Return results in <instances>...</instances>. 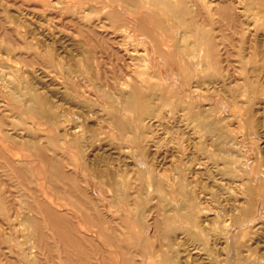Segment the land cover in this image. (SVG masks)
I'll list each match as a JSON object with an SVG mask.
<instances>
[{
    "label": "bare ground",
    "instance_id": "obj_1",
    "mask_svg": "<svg viewBox=\"0 0 264 264\" xmlns=\"http://www.w3.org/2000/svg\"><path fill=\"white\" fill-rule=\"evenodd\" d=\"M54 2V8H62L60 1ZM102 2L106 6L95 10L99 12L103 9L108 12L106 18L110 21L109 27L112 29L108 37L115 44L114 50L121 54L124 60L129 59V62L124 63L127 68L124 77H119L117 86L113 87H108L107 83L103 84L95 77L89 76L86 71L82 74L87 82L82 93L88 96L91 90H94L95 94L100 93L104 99L113 103L108 113L110 123L117 130L112 135L108 134L109 137L103 136L104 132L98 133L94 130L95 126L93 127L91 121L97 113H86L84 119L78 116L76 118L79 120H76L69 113L70 109H61L60 100L54 98L53 93L46 92L43 85H40L41 82H38L39 79L28 81L22 78L24 67L11 64V61H15L10 54L13 51L9 53L12 57L2 55L3 48L0 46V81L6 89L5 93L22 115L28 114L33 118L30 126L19 131L15 125L26 121L18 115H11L13 124H9L5 130L2 129L5 139L25 144L28 150L45 162L47 169L52 173L49 181L55 189L51 190L52 195L62 192L68 195H64L67 198L71 196L75 198L81 211L89 212V215L77 214L85 229L81 228L82 230L76 232V229L73 231L71 228L68 220L70 217L67 218L66 213L58 212L51 204L44 207L45 214L40 213L45 217V224L30 212L18 210L19 227L16 226L15 240L28 264H33L32 261L39 251L33 240H43L40 245H44L50 228L54 231L53 234L62 240L60 242L70 246L77 245L81 249L85 244L91 243L98 251L101 248L97 246L96 239L100 231L105 243L116 245L121 255H125L122 257V264H264V81L260 79L262 66L259 67L255 63L264 62V0H113L112 5L109 0ZM107 6L112 9H106ZM76 9L80 14H84L82 23L78 25L91 29L93 21L88 15L93 9L80 5ZM173 19H177V23H173ZM205 22L211 27L207 28ZM4 23L7 22L0 23L1 30L7 26L3 27ZM106 24L103 19L98 18L94 22V26H100L107 31ZM216 24H219L220 29ZM20 26H16L17 30H20ZM217 27L222 30L224 45L227 38L225 31L230 29L241 32V36L243 32L250 39L248 43L251 45L246 47V39L238 38L241 67L238 70L240 78L232 81L235 85L228 86L224 83L226 78L220 79L223 70L220 67L219 55L222 57V53L217 51L218 45L216 48L215 43L219 35L213 33ZM6 28L8 27L4 28L5 33H11L12 36V31L9 33L10 29ZM40 28L44 29V26L32 27L31 38L37 39V35L42 33ZM164 32L168 33L167 37ZM24 38L19 39L27 49L31 45H38L34 41H28L29 37ZM7 46L9 47L5 43L3 47L7 49ZM136 46H146L140 55L141 58L139 57L140 62H135L138 59L134 56ZM227 51L226 53L229 52ZM169 64L175 69L172 75L177 78L171 82V79L166 80L156 74L160 68L170 67ZM160 73L162 74V71ZM43 77L44 75L41 76ZM204 84H212L213 87L205 89ZM221 85L225 86L224 89ZM211 89L223 90L227 94V98L223 100L224 104H227L221 107L222 110H218L216 105L208 104L205 92ZM67 93L72 96L68 89ZM76 95L75 97H78ZM5 99L7 98L3 100ZM165 105L169 109L162 111ZM117 110L123 111L121 115ZM4 115L1 116L4 118ZM239 117L245 122L249 121L254 128L252 134L255 144L246 153L242 152V145L236 139V134L233 133L235 130L232 128L233 118ZM39 122L56 130L58 138L53 134L44 135L42 132L34 134ZM171 122L177 123L178 129L183 132L171 140V153L169 150H164L163 153V137L158 135L155 127L170 125ZM27 128L33 133H25ZM56 144H66L68 148L77 150L82 164L91 169L89 179L84 177L83 180V176L73 169L72 163L65 158L61 159L63 155L55 150ZM62 148L65 149L63 146ZM2 157L5 158L6 165L11 167V171L20 175L15 177H23L25 181L24 168L17 167L6 154ZM21 162L25 164L27 160ZM121 163L124 165L120 166ZM202 180L210 184L211 192L201 190ZM29 185L27 190L24 187L25 191H28ZM1 186H4L3 182ZM6 193H0V210L3 212L6 211ZM95 194L99 195V199H95ZM65 197L64 201L67 199ZM28 198H31V195ZM121 200L125 205H121ZM35 201L37 203V199ZM70 201L68 200L69 204ZM54 202L55 200H51V203ZM99 202L103 204V208ZM213 202L218 206L213 205ZM36 203L35 205L38 204ZM60 206L64 205L60 203ZM116 210L122 213L121 217L117 215ZM103 224H109V229L96 230V227L99 229ZM44 225L47 226V231L43 229ZM54 239L53 243L59 242V239L57 242ZM48 243L51 241L46 244ZM62 245L61 243L60 246ZM51 246L52 244H48L45 247L53 249ZM195 249L206 250L208 261L199 263V258L193 257ZM77 255L79 257V254ZM112 255L110 257L103 254L100 256L101 262L110 264L109 259L114 260ZM97 256L96 252L95 257ZM150 258L151 261L148 262L147 259ZM193 259H196V262H193ZM114 262L112 263L115 264Z\"/></svg>",
    "mask_w": 264,
    "mask_h": 264
},
{
    "label": "rangeland",
    "instance_id": "obj_2",
    "mask_svg": "<svg viewBox=\"0 0 264 264\" xmlns=\"http://www.w3.org/2000/svg\"><path fill=\"white\" fill-rule=\"evenodd\" d=\"M52 1H53V3H52ZM54 1H60L61 3L59 5L62 8H54L52 6L53 4H55ZM68 1H70V2H68ZM75 1H78L79 3L75 2ZM75 1L74 0H48V1L47 0H31V1L30 0H5V1L0 0V16H1L0 17V20H1L0 23L1 22L2 23L7 22V23L3 24V27L5 25H7V26H5V27H8L6 29L7 30L10 29L8 32L10 33V31H12V36H11V33L10 34L5 33V31H6L4 29L5 27L2 28V30L0 27V37H1L0 38V46L3 48V51H1L3 53H1V54L2 55L3 54L9 55V56L12 55L13 57L12 56L11 57L15 61H11L10 63L11 64H18L22 68L24 67L23 68L24 74H23L22 78H24L28 81H34V80L38 81V79H39L38 82H41L40 85L42 84L43 87L46 89L45 90L43 88V90H45L48 93H50V92L53 93L55 95L54 98H56L57 100H60V103L62 104L61 109H68V110L70 109L71 111L69 113L71 115H73V117H75L76 120H79V118L84 119V117L86 116L85 115L86 113H93L94 112V115H96V113H97V115L94 116V118H92V121H91V123H93V127L95 126L94 130L98 133L104 132L103 136L104 135L108 136V134L112 135L114 133V131L117 130L114 127V125L110 123V115L108 113L109 108L112 107L113 103L104 99L100 93L95 94L94 90H91V92L88 96L83 94L82 89L87 84V82H85V80L83 79L82 74L86 73V71H88L87 74L89 76L95 77L98 81H100L103 84L107 83L109 85L108 87H113L114 85L117 86V79H119V77L120 78L124 77L126 69H127L124 66V63L129 62V59L124 60L123 57L121 56V54H119L116 50H114V48L116 49L115 44L109 38L111 35L110 33H111L112 29L109 27L110 21L106 18V14L108 12L104 11L103 9L99 12H97L95 10V9L101 8V6H106L105 3L102 2L103 0H75ZM83 1H84V3H83ZM94 1L96 3H94ZM44 2H46L47 4ZM110 3H111V5H112V3L114 4L113 0H109V4ZM75 4H77V6ZM78 4L80 6H86V8H88V9H93L89 13L88 16L90 17V19H92L94 28L92 27L91 29H89V28L83 27L82 25H78V24L82 23L81 22L82 16L84 15V14H80L77 11L76 7H79ZM89 4L91 7L89 6ZM50 7H52V8H50ZM74 7H75V9H74ZM96 7H98V8H96ZM106 9L111 10L112 8L107 6ZM2 16H4V18ZM73 17L76 18V19L74 18V21H73ZM97 18L103 19V21H105L107 23L106 24V25H108L107 31H106V29H103L100 26H94V22L97 21ZM263 20H264V18L262 19V21ZM28 22H30L31 24ZM32 23L34 26H40V25L44 26V29L40 28V30H42L40 32H42L43 34L41 33V34L37 35V39L31 38L33 36V34L30 32L32 31V27H34L32 25ZM173 23H177V19H173ZM205 23H206L207 28L211 27L208 25L207 22H205ZM19 24L21 25L20 30H17V27ZM30 25H32V26H30ZM216 25L219 27V24H216ZM216 25H214V26H216ZM218 27L213 31V33H215L214 35H219V36H217L218 39L216 38L215 43H216V48L218 45L217 51H220V54L222 53L221 55L223 57V59H221L222 57L219 55L220 67L223 70L222 71L223 73L220 74V79L223 80L224 78H226V82H224V83H227L228 86L235 85L234 84L235 82H232V81L234 79L237 80L238 78H240L238 70L241 67V64L239 62L240 57H239V53H238L239 52V44H240L238 38L242 39L241 37H243L244 40L246 39L245 40L246 41V43H245L246 47L251 45V43L250 44L248 43V41L250 39L245 35V33L242 32V36H241V32H236L233 29H230V30L225 31L227 33L226 34L227 38L225 40V45H224V43L222 42V40L224 41L222 30L220 31L219 30L220 27H219V29H218ZM231 30L234 31L233 32L235 34L234 36H233V33ZM104 31H106V33ZM100 33H102L101 34L102 36L100 35ZM228 33L230 35H228ZM167 34L164 32L165 37L168 36ZM18 35H20V36H18ZM23 35H25V36H23ZM7 36H9V37H7ZM13 36H14V39L15 38L18 39V40L15 39V41H17V42L14 41ZM24 37H27V39L29 37L28 41H32V42L34 41L38 45L32 46L30 44L31 46L29 47V49H27V46H22L20 39H19V38H21L23 40ZM97 37H99V38H97ZM5 38H7V39H5ZM95 38H97L98 40ZM230 38H231V40H229ZM102 39H103V41H101ZM9 40H10V42H9ZM227 42H229V43H227ZM5 43H6V45L7 44L9 45V47L7 46V49L5 48L6 46L3 47ZM10 43H12V45ZM14 45H16V47ZM222 45H224L226 47L224 48V46H222ZM84 46H86V47H84ZM112 46H113V49H112ZM219 46H220V48H219ZM136 47H134V48H136V50H134V56L138 59H136L135 62H140V60H139L141 58L140 55L143 54V52L145 50L144 48L146 46H136ZM110 48H111V50H110ZM225 50L226 51L228 50L229 52L227 51L228 53H226ZM11 51H13V52H11ZM138 51L140 52V54ZM225 53H226V55H225ZM60 54H61V56H60ZM114 54H115V56H114ZM30 58H32L33 61ZM116 59H117V61H116ZM33 62L35 63V65ZM36 62H37V64H36ZM165 62H166V60H165ZM223 62H224V64H223ZM142 63H143V61H142ZM255 63L259 67L262 66L261 70H263V72L261 74L260 79L262 78L261 80L264 81V66H263L264 62L259 61L257 63V61H256ZM262 63H263V65H261ZM227 64H228V66H226ZM169 66L170 67L160 68L159 71H156V74L159 77L165 78L166 80L171 79L170 80V82H171L172 79H174L176 76L172 75L175 72V69L173 68V66L171 64H169ZM40 68L44 72H42ZM224 69L227 71L225 72ZM118 70H119V72H118ZM228 70H231V72ZM161 71H162V74L160 73ZM202 74L204 75V72ZM223 74L225 76L227 74V76L224 77ZM230 74H233V75L231 76ZM43 75H44V77L41 78V76H43ZM10 77H13V76H10ZM232 77H233V79H232ZM32 78H35V79H32ZM40 79H41V81H40ZM175 79H177V78H175ZM107 80H108V82H107ZM156 80H155V82H158ZM64 82H66V83H64ZM0 86H1L0 87V94L2 93V95H0V100H1L0 101V118L2 119V120H0V136H2V138L0 137V142H1L0 143L1 144L0 155L5 156V154H6V156H9V158L12 161H14V164L17 167H23L24 168L23 174L25 175L24 176L25 181L23 180L24 179L23 177H22L23 179L21 177L16 178L20 175H17L15 171H11L12 170L11 167L9 165H6L5 158H3V157L1 158V156H0V173H1L0 174V193H2L3 191L7 192L6 193V203H7L6 204V211L3 212L0 210V264H21V263L22 264H28L26 257L23 255V251H21L19 249V247L16 244V240H15L16 239L15 237H17L16 236L17 235V227H19V222H18L19 219H17V216H18L20 210H23L26 213L30 212L33 216L37 217L38 219H40L43 222L44 221L43 218L45 219V217L41 216V214H45L44 207L47 204H51V206L53 205L54 209H57L58 212L66 213L67 218L73 217L71 220H70V218L68 220L70 222L72 230L75 231V229H76V232L80 231L82 229H85L83 221H79L77 214L83 215L84 213H87V211H85V210H84V212L81 211V209L78 208L76 205L75 198H73L71 196H69V198H67L65 196H68V195H66L62 192L55 194V195H52L51 192L55 190L54 186L50 184L51 182H49L52 173L47 169L48 167H47V165H45V162L42 161L41 159H39L38 157H36L32 151L28 150L25 144L17 143L15 141H12L11 139H5L2 129L5 130L9 127V124H13L12 120L10 118L11 115H18L21 118H23L24 121H26L23 124H21V123H17V125L14 124L16 127H18L19 131H21L23 128L30 126V122L33 120V118L31 115H28V114H25V116L22 115L20 113L19 108L18 107L16 108L15 103L13 101H11V98L8 99L9 96L7 95V93H5L6 89H5L4 85L1 83V81H0ZM203 87H205V89H208L209 87L212 88L213 86H212V84L211 85L204 84ZM221 87L223 88L225 86L221 85ZM67 89L70 93H72V96H70L71 94L67 93ZM174 90H176V89H174ZM219 92H221V93H219ZM205 93H206L205 98L208 101V104L216 105L215 107H217L218 110H220V109L222 110L221 107H224L225 104H227V103L224 104V102H223V100H225V98H227L226 97L227 94H225V92L223 90L217 91L216 89H211L209 91L206 90ZM5 94H6V96H4ZM75 95L78 97H75ZM4 98H7V99L3 100ZM64 99H66V100H64ZM69 100H71L72 103ZM263 100L261 99L262 102H263ZM258 101H260V100H258ZM5 102H6V104H5ZM1 104H3V105H1ZM5 106H7V107H5ZM71 106H73V107H71ZM256 106H258V104ZM256 106H254V107L256 108ZM115 107L118 108V106H115ZM106 108H108V109H106ZM91 109H93V110H91ZM163 109H164V111H166L167 109H169V107L167 105H165L162 107V111H163ZM105 111H107V112H105ZM122 112H123L122 110H120V111L117 110V113L120 115ZM126 112L128 113L129 111H126ZM129 113H132V112H129ZM3 114H5L4 118H3V116H1ZM78 116H80V117L76 118ZM232 121L234 123L232 128H234V130H235V131H233V133L236 134V137H237L236 139L242 145V148H241L242 152L246 153L247 151H250L251 147H253V145L255 144V141L253 138L254 134H252L254 132V128H252L253 125L249 121L245 122V120L241 119L240 117L238 119L233 118ZM103 123H105V124H103ZM5 124H6V126H4ZM164 124L166 125V123H164ZM20 125H22V126L19 127ZM170 125H166V126L162 125L159 127L158 126L155 127L158 135L160 134L161 135L160 137L161 138L163 137V139H162L163 146L161 147V150L163 151V153H165L164 150H169L171 153V150L173 149L170 146L171 144H173L172 139L175 136H179L180 132H183V130L178 129L177 123L171 122ZM23 126H25V127H23ZM39 127L37 130L35 129L34 134H36V133L41 134V132H42V134H44V135H48V134L52 135L53 134L54 137H56V139L58 138V133L53 128H51L47 125L43 126V124H41V122H39ZM41 129H43V130H41ZM50 131H52V132H50ZM30 132H29L28 128H27V132L25 131V133H30ZM247 132H248V135H247ZM31 133H33V131ZM5 140H7V141H5ZM15 144H16V146H15ZM61 145L63 147H65V149L62 148ZM61 145L60 144L54 145V147H56L55 150L57 149L56 151L60 155H63L61 157V159L65 158V160L72 163L73 169L76 171V173L78 175H80L81 177L83 176V180L89 179L91 176V169L89 166H84L82 164L81 157L79 156L78 152L76 153L77 150L73 147H72V149H71V147L68 148V146L66 144H61ZM71 152H73V153L71 154ZM170 153H168V155H170ZM50 154H52V152H50ZM38 159H39V161H38ZM74 159L77 162H74L75 161ZM3 160H4V162H3ZM26 160H27V162L25 164L21 162V161H26ZM127 161L130 162L132 160H127ZM74 163H76V164L74 165ZM122 165H124V164L121 163L120 166H122ZM75 166H77V167H75ZM25 168L27 169V171ZM262 169H264V167H262ZM7 170L9 172H7ZM132 175H134V174H132ZM84 177H85V179H84ZM21 180H22V182L24 181L23 182L24 184L22 182H20ZM204 181H205V183H204ZM204 181L203 180L201 181V185H202L201 190H203L206 193L211 192L212 188H211L210 184L207 183L206 180H204ZM2 182L4 183V186H1ZM57 182H59V181H57ZM26 184L27 185L30 184L32 186V187H30V185L28 186V191H25V189L27 188ZM57 184H59V183H57ZM84 184H86V182H84ZM24 185H26V186H24ZM17 186L20 189H16V188H18ZM20 186H22L23 188H21ZM24 187H25V189H24ZM52 187H53V189H50ZM1 188H3V190ZM22 189H24L23 191H25L26 194L22 191ZM101 189L104 191L106 190L105 188H101ZM28 192H30L31 194ZM33 192H35L36 194ZM226 194H225V196L228 195V194L227 195ZM30 195H31V198H28V197H30ZM36 195H38L36 197L38 204L35 201ZM23 196H25V197H23ZM64 197L67 198V199H65V201H64ZM41 198H42V200H41ZM95 199H99L98 194H95ZM51 200H55V202L51 203ZM68 200H71L70 204H69ZM35 203L37 205H35ZM39 203H41V204H39ZM60 203L63 204L64 206H60ZM99 203H100V205H102V208H103V204L101 202H99ZM39 205L41 206V208ZM121 205H125V202L123 200H121ZM213 205L218 206V204L216 202H213ZM37 207H39V208L37 209ZM33 211H34V213H33ZM39 211H41V212H39ZM116 212H117V215L119 217L122 216L121 215L122 213L120 211L116 210ZM87 214L89 215V212ZM87 214H85V215H87ZM75 215H76V217H75ZM73 223H75V225H77L78 227L75 226ZM108 226H109V224H103V227L99 226L98 227L99 229H97V227H96V230L99 231L100 228H102L101 230H108L109 229ZM46 227L44 225L43 229L45 230ZM77 228H78V230H77ZM50 229L49 230L47 229L48 230V232H47L48 238H47V241H45V244L47 242L51 241V243H48V244H49V246L52 244L51 247H53V249H50V247H45L46 245L48 246V244H46V245L44 244L41 246L40 244H43V240H40V239L33 240V242L34 241L36 242L35 244L37 245V250H39L38 251L39 256L37 255V257L32 261L33 264H86V263L87 264H93V263L95 264V261L97 262L96 264H101V263L103 264V262H101V259H100V256H102L103 254H105V255L107 254L110 257L113 254L112 256H113L116 263L114 262L113 259H111L109 257L110 258L109 259L110 264H113L112 262H114L115 264H119V261H120V264H122V262H123V258L125 255L124 254L121 255L120 249L116 245H113L110 243H105V241H103V236L101 235L100 231H99V234L97 235L98 240L96 239V243H97V246H99V248H101V249L103 248L106 252L104 250L102 251L99 248H98L99 249V251H98L97 247L91 243H87V245L85 244L84 248H82V249L80 247H78L77 245H71V246L69 244L67 245L64 242H60L62 240H60V238H57L58 236L53 234L54 231L52 229H51L52 230L51 231ZM47 230H45V231H47ZM50 231L52 232V234ZM10 233H11V235H10ZM100 236H102L101 237L102 239L100 238ZM256 237L259 238L260 236H256ZM49 238H51V240ZM52 238L53 239L55 238L56 242L59 239V242H57L59 244L58 246H57V243L56 244L53 243L55 241H53ZM40 241L42 243H40ZM61 243L63 244L62 246H60ZM41 247L43 248L42 250H41ZM72 247H73V249H72ZM115 247L117 249H115ZM68 248H70V249L68 250ZM48 249L50 250V252ZM59 249H61V250L59 251ZM71 250H72V252H69ZM40 251L42 254L40 253ZM46 251H48V252H46ZM62 251H64V252H62ZM205 251L206 250L195 249L193 251V257L199 258V259L202 257L201 258L202 260L198 259L199 263H203L205 261H208V256L206 257L207 252H205ZM96 252L98 255L97 257H95ZM108 252H109V254H108ZM119 252H120V256L118 254ZM67 253H68V255H66ZM101 253H103V254H101ZM77 254H79L80 258L78 257ZM203 255H205V256H203ZM118 256H119V258H118ZM86 257H88V258H86ZM72 259H74V260H72ZM139 259H141V258L139 257ZM66 260H68V261H66ZM69 260L71 261V263H69L70 262ZM147 260H148V262H150L151 258L147 259ZM83 261H84V263H83ZM152 261H153V259H152ZM193 262H196V259L195 260L193 259Z\"/></svg>",
    "mask_w": 264,
    "mask_h": 264
}]
</instances>
